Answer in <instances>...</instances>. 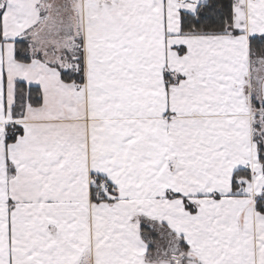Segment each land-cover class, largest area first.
Returning <instances> with one entry per match:
<instances>
[{
  "label": "snow or ice",
  "instance_id": "6c2138e0",
  "mask_svg": "<svg viewBox=\"0 0 264 264\" xmlns=\"http://www.w3.org/2000/svg\"><path fill=\"white\" fill-rule=\"evenodd\" d=\"M0 264H264V0H0Z\"/></svg>",
  "mask_w": 264,
  "mask_h": 264
}]
</instances>
